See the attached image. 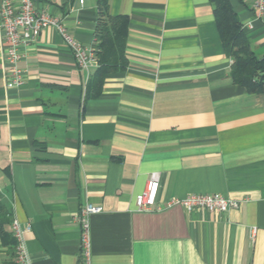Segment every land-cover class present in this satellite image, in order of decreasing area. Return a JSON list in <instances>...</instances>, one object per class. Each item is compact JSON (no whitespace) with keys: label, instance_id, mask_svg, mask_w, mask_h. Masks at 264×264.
Returning a JSON list of instances; mask_svg holds the SVG:
<instances>
[{"label":"crops","instance_id":"0c3cea01","mask_svg":"<svg viewBox=\"0 0 264 264\" xmlns=\"http://www.w3.org/2000/svg\"><path fill=\"white\" fill-rule=\"evenodd\" d=\"M257 55L264 17L230 0ZM99 0H35L87 49ZM127 15V65L86 97L96 70L78 68L60 33L43 29L8 86L0 36V264H15L11 223H31L32 264H81L77 215L86 202L92 264H264V96L231 77L211 0H109ZM161 176L160 210L136 196ZM220 193L240 206L217 214L173 199Z\"/></svg>","mask_w":264,"mask_h":264},{"label":"built area","instance_id":"2783aa9c","mask_svg":"<svg viewBox=\"0 0 264 264\" xmlns=\"http://www.w3.org/2000/svg\"><path fill=\"white\" fill-rule=\"evenodd\" d=\"M250 7L257 16L264 17V0H251ZM46 27H52L60 33L66 46L73 53L78 68L89 72L91 67H97L98 58L95 48L87 49L70 33L60 17L46 9H38L35 0H0V36L3 57L8 65V86L22 83V70L18 67V61L22 58L25 49L37 42ZM160 180L159 172L150 174L144 190L136 196V206L139 211L162 208L157 201ZM173 204H179L189 211L203 208L217 214L226 213L231 207L240 206L239 201L220 193H191L167 203L168 206ZM102 211L101 205L86 202L77 215L81 231L79 252L81 264H92L90 216ZM11 229L15 239V264H32L26 241V233L32 230V224L29 222L23 224L18 219H14Z\"/></svg>","mask_w":264,"mask_h":264},{"label":"trees","instance_id":"16d2710c","mask_svg":"<svg viewBox=\"0 0 264 264\" xmlns=\"http://www.w3.org/2000/svg\"><path fill=\"white\" fill-rule=\"evenodd\" d=\"M226 54L232 58L231 77L250 93L264 96V55L253 50L251 41L243 31L238 13L230 0H211ZM100 17L96 27L98 65L87 84L86 97H95L108 73L123 70L127 65L125 42L128 33L127 15H111L109 0H99ZM10 210L0 200V232L9 222Z\"/></svg>","mask_w":264,"mask_h":264}]
</instances>
